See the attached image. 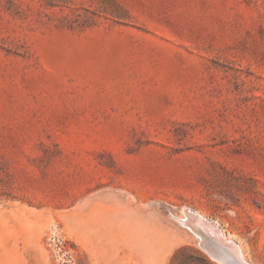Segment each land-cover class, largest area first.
<instances>
[{
  "label": "rangeland",
  "instance_id": "rangeland-1",
  "mask_svg": "<svg viewBox=\"0 0 264 264\" xmlns=\"http://www.w3.org/2000/svg\"><path fill=\"white\" fill-rule=\"evenodd\" d=\"M182 207L264 264V0H0V264H218Z\"/></svg>",
  "mask_w": 264,
  "mask_h": 264
},
{
  "label": "water",
  "instance_id": "water-1",
  "mask_svg": "<svg viewBox=\"0 0 264 264\" xmlns=\"http://www.w3.org/2000/svg\"><path fill=\"white\" fill-rule=\"evenodd\" d=\"M167 211L176 224L191 234L198 246L218 264H248L238 243L223 236L216 221L201 217L189 207H182L181 214L172 209Z\"/></svg>",
  "mask_w": 264,
  "mask_h": 264
},
{
  "label": "bare ground",
  "instance_id": "bare-ground-1",
  "mask_svg": "<svg viewBox=\"0 0 264 264\" xmlns=\"http://www.w3.org/2000/svg\"><path fill=\"white\" fill-rule=\"evenodd\" d=\"M180 214H181V212H180ZM221 231V230H220ZM194 240V239H193ZM195 243V242H194Z\"/></svg>",
  "mask_w": 264,
  "mask_h": 264
}]
</instances>
